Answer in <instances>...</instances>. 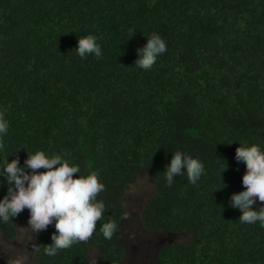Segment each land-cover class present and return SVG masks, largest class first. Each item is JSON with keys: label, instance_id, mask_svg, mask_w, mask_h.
<instances>
[{"label": "trees", "instance_id": "1", "mask_svg": "<svg viewBox=\"0 0 264 264\" xmlns=\"http://www.w3.org/2000/svg\"><path fill=\"white\" fill-rule=\"evenodd\" d=\"M154 32L167 51L152 69L137 68V49ZM87 35L102 58L76 54ZM0 114L9 122L0 163L60 154L105 185L93 235L48 256L49 225L36 264H88L91 247L125 264L126 191L147 175L155 190L140 230L192 237L160 247L153 264H264V226L241 223L230 204L245 190L236 149L264 148V0H0ZM176 150L203 162L196 184L186 173L166 183ZM7 190L0 183V199ZM27 211L0 222V234L13 239ZM109 220L119 225L111 240L99 231Z\"/></svg>", "mask_w": 264, "mask_h": 264}, {"label": "clouds", "instance_id": "2", "mask_svg": "<svg viewBox=\"0 0 264 264\" xmlns=\"http://www.w3.org/2000/svg\"><path fill=\"white\" fill-rule=\"evenodd\" d=\"M147 43L137 49L138 58L134 66L143 70L152 69L158 57L167 51L165 40L158 34L146 36ZM76 54L84 59L94 55L102 58L101 46L97 37L87 35L78 38ZM9 122L0 114V138L7 135ZM236 149L235 159L243 162L246 172L242 177L243 191L233 193L230 204L242 213L241 223L264 226V205L255 208L257 201L264 202V148L258 144H241ZM45 169V171H37ZM205 167L199 158L176 150L170 163L165 166L164 178L170 186L174 178L186 173L190 184H196L204 174ZM78 164H70L62 155H48L44 151L29 153L23 165L19 158L0 163V178L8 185L7 194L0 199V222L18 216L28 209V225L32 233H39L53 225L52 243L43 249L48 256H55L60 250L71 248L74 244L87 241L94 233L97 222L105 212V203L98 199L105 185L95 172L81 175ZM74 174H79L74 176ZM115 220H109L99 231L111 240L118 231Z\"/></svg>", "mask_w": 264, "mask_h": 264}, {"label": "rangeland", "instance_id": "3", "mask_svg": "<svg viewBox=\"0 0 264 264\" xmlns=\"http://www.w3.org/2000/svg\"><path fill=\"white\" fill-rule=\"evenodd\" d=\"M154 190L152 178L147 175L139 178L126 191L124 206L127 219L123 237L129 254L125 264H153L154 254L160 247L172 243L186 244L192 238L187 232L168 236L163 232L146 234L140 230L138 222ZM28 220L29 211L20 219L17 235L11 240L0 234V264H36L34 253L38 245V233H32ZM88 264L107 263L100 260L97 251L91 247L88 249Z\"/></svg>", "mask_w": 264, "mask_h": 264}]
</instances>
